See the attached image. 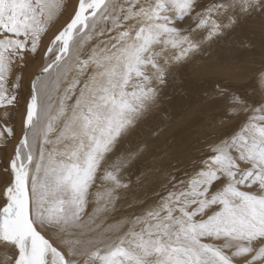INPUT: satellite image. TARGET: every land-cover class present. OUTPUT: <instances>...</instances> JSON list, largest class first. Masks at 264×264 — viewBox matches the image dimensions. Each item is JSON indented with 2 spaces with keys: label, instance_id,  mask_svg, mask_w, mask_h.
<instances>
[{
  "label": "snow or ice",
  "instance_id": "6c2138e0",
  "mask_svg": "<svg viewBox=\"0 0 264 264\" xmlns=\"http://www.w3.org/2000/svg\"><path fill=\"white\" fill-rule=\"evenodd\" d=\"M197 6L198 0H78L32 81L23 135L9 163L12 179L0 206V246L13 252L3 264H78L43 231L54 228L68 237L83 228L98 179L104 190L95 194L89 222L95 224L114 208L117 190L127 187L119 175L125 165L99 173L119 141L156 104L172 68L233 27L236 19L229 9L246 13L264 7L261 0H221L201 11ZM63 7L64 0H0V108L5 116L19 88V76L9 87L13 67L17 60L22 66L26 53L37 52ZM189 17L192 28L177 26ZM108 24L114 34L81 59L80 50L104 35L105 28L98 31V26ZM73 53L76 59L69 64ZM257 87L264 90V75ZM231 102L236 107L229 115L251 113L240 129L213 145L201 167L153 206L109 225L106 233H120L125 226L127 231L85 253L83 264H235V258L249 255L245 264H264V103L252 107L235 95ZM5 134L12 137L13 129L0 125V142ZM62 243L69 256L78 255L73 245L79 240Z\"/></svg>",
  "mask_w": 264,
  "mask_h": 264
},
{
  "label": "rangeland",
  "instance_id": "374dc122",
  "mask_svg": "<svg viewBox=\"0 0 264 264\" xmlns=\"http://www.w3.org/2000/svg\"><path fill=\"white\" fill-rule=\"evenodd\" d=\"M218 2L221 0H198L196 10L201 11ZM222 2L231 3V0ZM77 3L78 0H64L62 11L42 36L37 52L26 53L22 66L17 60L13 67L9 87L17 76L20 78L19 88L15 90L16 101L8 108L7 116L5 110L0 108V125L7 124L14 132L10 138L5 134V140L0 142V186L9 177L5 165L30 98L27 88L29 77L33 72L38 74L41 70L38 68L45 65V52L51 40L74 14ZM261 4L264 5V0H261ZM228 15L236 19L233 27L222 36L204 44L202 50L190 61L172 68L166 83L159 86L156 104L109 154L99 175L102 176L105 169L124 164L119 175L123 184L127 185L117 190L114 208L97 219L95 224L89 222L96 207L95 194L104 190V182L98 179L90 190L92 195L89 197L87 214L82 220L83 228L73 230L74 234L68 237L54 228L43 231L45 237L66 259L83 264L85 253L115 241L118 235L127 231V226L120 233H106L109 225L120 220H131L142 214L157 203L173 184L192 176L211 155L210 148L213 145L233 136L251 114L240 111L229 115L230 110L236 107L231 102L233 95L239 96L252 107L264 103V90L257 87L260 76L264 75V7L246 13L236 7L229 9ZM220 19L226 21L227 17ZM177 26L190 29L194 25L189 17L183 22H177ZM100 27L105 28L104 35L94 36L80 50L81 59L87 58L95 45L107 41L114 34L107 31L112 27L111 24L98 26V31ZM51 58H54V53ZM75 59L73 53L69 64ZM52 97V103H55V92ZM46 102L41 95V103ZM97 224L100 227H96ZM64 238L80 241L73 245L78 255H68V246L62 243ZM253 246L258 249L261 244L255 241ZM7 255H13L12 250L0 246V264H3ZM249 259L251 255L235 258V264H245ZM255 264H261V261H256Z\"/></svg>",
  "mask_w": 264,
  "mask_h": 264
},
{
  "label": "bare ground",
  "instance_id": "6f19581e",
  "mask_svg": "<svg viewBox=\"0 0 264 264\" xmlns=\"http://www.w3.org/2000/svg\"><path fill=\"white\" fill-rule=\"evenodd\" d=\"M72 17V16H71ZM70 20V18L68 19V21ZM67 21V22H68ZM38 69H41V68H38ZM37 74H35L34 72L30 75V77H29V82H28V85H27V88L29 89L28 90V94L31 96V91H32V81H33V79L35 78V76H36ZM30 99V98H29ZM25 115H26V110L24 111V113H23V115H22V117H21V125H20V127H19V130H18V133H17V131H16V135H17V138H16V141L13 143V145L11 146V148L9 149V154H8V156H7V161H6V167H7V171H8V174H9V177H8V179L3 183V184H1V186H0V206H2L3 205V193H4V190H5V188L10 184V182H11V179H12V177H11V170H10V168H9V163H10V161H11V159L13 158V156H14V151H15V148H16V146H17V144H18V142H19V140L21 139V137H22V135H23V122H24V118H25ZM6 171V172H7ZM5 176V175H4ZM0 180H2V178L0 179ZM3 180H5V179H3Z\"/></svg>",
  "mask_w": 264,
  "mask_h": 264
}]
</instances>
